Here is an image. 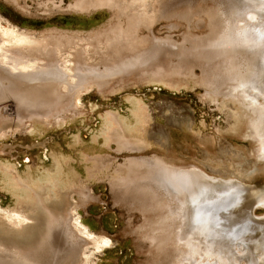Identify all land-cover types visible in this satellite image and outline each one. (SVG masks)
I'll return each mask as SVG.
<instances>
[{"label":"rangeland","instance_id":"1","mask_svg":"<svg viewBox=\"0 0 264 264\" xmlns=\"http://www.w3.org/2000/svg\"><path fill=\"white\" fill-rule=\"evenodd\" d=\"M80 1L0 0L1 27L25 37L24 43L4 44L1 65L24 73L57 68L73 83L78 74H108L155 44H169L174 54L161 56L150 70L113 75L102 86L86 84L70 107L53 113L29 117L13 98L0 100V212L29 218L16 227L0 215V238L35 244L45 234V205L87 228L77 264L84 258L86 264H245L248 255L241 249L219 262L188 259L157 242L153 227L162 210L150 212L126 181L134 162L158 159L237 180L264 194V159L257 157L259 142L249 136L242 100L214 92L206 83L213 73L225 72L222 62L207 66L195 56L210 50L231 15L234 31L254 28L258 38L264 14L237 15L240 0H119L149 20L134 33L135 48L116 57L109 40L126 31L127 15L111 4L80 8ZM257 102L264 104L261 98ZM124 135L131 147L120 143ZM154 201L153 206L163 203V194ZM253 211L264 219L263 206ZM89 238L106 243L98 250Z\"/></svg>","mask_w":264,"mask_h":264},{"label":"bare ground","instance_id":"2","mask_svg":"<svg viewBox=\"0 0 264 264\" xmlns=\"http://www.w3.org/2000/svg\"><path fill=\"white\" fill-rule=\"evenodd\" d=\"M240 1L242 11L238 10L237 15L247 16L250 12L264 14V0ZM105 4L118 7L127 15L126 31L114 33L109 40L111 51L119 57L124 50L135 48L134 33L149 18L144 19L137 12L133 14V8L123 6L119 0H81L77 6L87 8ZM232 17L222 24L225 30L214 38L215 41L212 40L210 50H202L198 54L194 52V55L201 56L207 66L214 61L222 62L225 72L213 73L206 83L214 92L227 93L233 100H242L239 106L245 113L244 122L247 121L249 136L259 142L257 157L264 159V104L257 102V98L264 101V80L261 76L264 73V26L259 28L258 38L252 35L254 28L239 34L234 31L237 28ZM22 42H25V37L15 28L0 25V49L5 43L14 45ZM173 54V47L169 44H155L145 55L120 64L108 74H78L76 81L72 78L73 83H69L66 74L57 68L42 73H24L18 68L14 72L0 63V100L13 98L21 112L29 117L38 113H53L69 105L77 90L86 84L102 86L113 75L129 74L137 69L150 70L161 56L170 58ZM190 54L193 55L192 52ZM243 62L246 73H242ZM11 65L14 66L12 61ZM225 87L228 88L227 92H223ZM245 89H251L250 93ZM254 90L258 91L257 95H254ZM119 139H123L120 142L123 146H132L125 135ZM130 171L129 175L132 176L125 180L128 191L144 207H150V212L162 210L159 219L155 218L158 222L153 227V237L157 242L183 253L188 259L213 257L219 262L223 259L228 262L234 250L241 249L248 255L245 264H264V219L253 216L255 207H264V194L257 187L233 179L212 177L198 168L177 167L158 159L134 162ZM158 193L163 194L164 202L153 206ZM41 208L44 236L35 244H17L0 238V264L78 263L85 242L81 238L89 237L87 228L77 219L72 220L71 216L59 217L45 205ZM14 213L0 212V215L9 225L16 227L29 220L26 215ZM71 220L75 223L71 224ZM88 240L95 249L106 243L103 238ZM84 261L86 264L88 259L84 258Z\"/></svg>","mask_w":264,"mask_h":264}]
</instances>
